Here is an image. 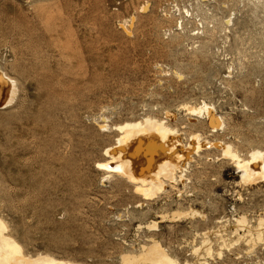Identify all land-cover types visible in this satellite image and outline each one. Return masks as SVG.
<instances>
[{
	"label": "rangeland",
	"instance_id": "rangeland-1",
	"mask_svg": "<svg viewBox=\"0 0 264 264\" xmlns=\"http://www.w3.org/2000/svg\"><path fill=\"white\" fill-rule=\"evenodd\" d=\"M263 1L0 0V70L14 83L0 106V215L27 253L122 264L121 254L153 236L195 263V232L225 228L231 241L234 218L256 224L264 182L238 184L214 145L200 146L185 161L186 180L153 199L98 163L120 134L113 126L146 116L164 119L185 144L202 133L244 158L264 150ZM204 100L224 118L217 130L188 123L183 105ZM191 207L206 218L139 228ZM212 239L210 264H264V244L249 250L241 241L220 256V238Z\"/></svg>",
	"mask_w": 264,
	"mask_h": 264
},
{
	"label": "bare ground",
	"instance_id": "bare-ground-1",
	"mask_svg": "<svg viewBox=\"0 0 264 264\" xmlns=\"http://www.w3.org/2000/svg\"><path fill=\"white\" fill-rule=\"evenodd\" d=\"M201 1L204 2L205 0ZM197 4L199 9L202 5H205V3L199 2ZM146 9V5L142 6L143 11ZM184 11L187 14L190 13L186 8ZM183 15L185 16V14ZM183 18L180 16L177 19V25L180 26L181 30H185ZM226 22L228 23V21ZM206 28L204 26L205 30H207ZM198 30H200L199 27ZM196 31L194 33L198 35L200 31ZM202 32H204L203 29ZM175 73L177 74V71ZM13 93V81L0 70L1 107H6L9 104ZM183 108L186 115H188V123L193 126H197L200 122H205L212 127V130H217V127H221L224 124V118L222 119L220 113H217L214 105L205 102V100L199 104H184ZM166 117L170 118L171 121L176 120V113L167 111ZM199 118L204 119V121L202 119L199 121ZM104 127L108 129L107 124ZM113 128L120 134L117 136L115 143L107 146L104 150L105 154L109 156L108 162L98 163V166L106 167L111 172H116L137 183V189L146 199H153L160 193L165 192L167 183L176 184L178 180L184 182L188 168L185 161L190 160L193 153L199 151V147L204 144L205 146L211 144L210 146L214 145L218 149L220 148L222 152L220 159H230L232 161L240 177L238 184L252 186L264 182V150L253 149L249 152L248 157L244 158L233 149L232 144H225V142L209 143L207 140H203L202 133H191L189 143L185 144L177 129L168 126L164 119H157L151 116H146L140 120L126 121L113 126ZM1 216L0 264H82L48 253H38L36 255L27 253L23 245L11 235L12 232H9V227ZM157 217L158 219L152 220L147 224H140L139 228L158 231L159 223L196 218L204 220L206 214L202 210L191 207L186 210L175 209L172 212H162ZM234 220L235 223L231 232L235 238L231 241L224 236L225 228L194 233L192 242H195L198 237L201 238L199 243H195L192 250L196 256L195 263H191L188 260L181 262L169 253L159 239L153 236L147 239L148 243L140 245L139 252L127 251L121 254L120 261L122 264H210V259L214 257L215 253L213 236L220 238L218 249L220 256H222L225 249L230 250L234 246L239 245L241 241L245 242L249 250L255 249L258 244H264V214L258 218L255 225L250 224L245 215H240ZM228 237L230 238L231 236Z\"/></svg>",
	"mask_w": 264,
	"mask_h": 264
}]
</instances>
